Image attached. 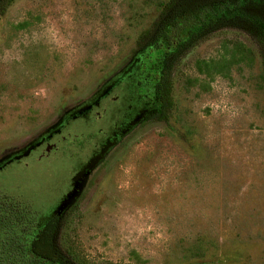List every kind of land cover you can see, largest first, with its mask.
I'll return each mask as SVG.
<instances>
[{
  "label": "rangeland",
  "instance_id": "obj_1",
  "mask_svg": "<svg viewBox=\"0 0 264 264\" xmlns=\"http://www.w3.org/2000/svg\"><path fill=\"white\" fill-rule=\"evenodd\" d=\"M165 1L6 3L0 196L56 214L72 264H264V44L222 22L151 119L137 40Z\"/></svg>",
  "mask_w": 264,
  "mask_h": 264
},
{
  "label": "trees",
  "instance_id": "obj_2",
  "mask_svg": "<svg viewBox=\"0 0 264 264\" xmlns=\"http://www.w3.org/2000/svg\"><path fill=\"white\" fill-rule=\"evenodd\" d=\"M8 1L0 0V13ZM261 2L166 0L162 4L150 29L137 40L143 57L137 68L151 85V119L166 115L172 73L178 61L222 22L243 20L257 31L264 44V18L247 10L248 5ZM152 54L153 63L148 66ZM57 219L54 213L38 214L18 200L0 196V264H72L53 242Z\"/></svg>",
  "mask_w": 264,
  "mask_h": 264
}]
</instances>
